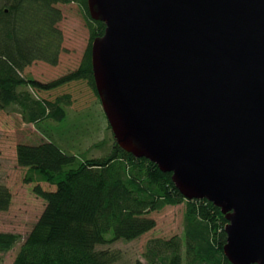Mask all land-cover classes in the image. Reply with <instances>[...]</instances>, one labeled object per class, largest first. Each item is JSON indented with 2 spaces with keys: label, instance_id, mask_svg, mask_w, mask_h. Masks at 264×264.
<instances>
[{
  "label": "water",
  "instance_id": "water-1",
  "mask_svg": "<svg viewBox=\"0 0 264 264\" xmlns=\"http://www.w3.org/2000/svg\"><path fill=\"white\" fill-rule=\"evenodd\" d=\"M87 2L119 146L221 208L231 264H264V0Z\"/></svg>",
  "mask_w": 264,
  "mask_h": 264
},
{
  "label": "trees",
  "instance_id": "trees-1",
  "mask_svg": "<svg viewBox=\"0 0 264 264\" xmlns=\"http://www.w3.org/2000/svg\"><path fill=\"white\" fill-rule=\"evenodd\" d=\"M68 3L80 6L91 39L77 68L42 82L26 72L40 61L59 63L63 13L57 5ZM105 27L91 17L87 0H0V110L12 109L35 125L62 121L71 95L50 100L33 91L79 80H85L100 101L91 45ZM113 138L111 151L99 158L69 153L51 138L18 144V164L29 169L25 180L36 184L33 190L46 205L11 264H119V251L98 246L139 238L156 224L150 213L182 203V233L148 240L142 253L145 261L136 264H231L224 253L228 220L221 208L207 199L188 200L171 172L135 157L119 146L114 134ZM40 182L56 188L45 190ZM11 204V190L0 182V210ZM19 240L16 233L0 234V250Z\"/></svg>",
  "mask_w": 264,
  "mask_h": 264
},
{
  "label": "rangeland",
  "instance_id": "rangeland-1",
  "mask_svg": "<svg viewBox=\"0 0 264 264\" xmlns=\"http://www.w3.org/2000/svg\"><path fill=\"white\" fill-rule=\"evenodd\" d=\"M63 18L59 22L62 31L61 55L57 65L40 61L26 72L37 80L49 82L78 67L90 42L91 35L80 6L77 3L57 5ZM33 93L39 98L54 100L57 96L70 94L72 104L66 106L62 121H51L35 125L25 122L18 112L0 110V182L11 190L12 204L8 210H0V234L16 233L20 240L15 247L0 250V264H11L20 245L42 214L46 200L36 195L35 183L25 180L28 167L18 164L19 143H39L51 138L63 150L87 158L106 156L114 141L106 115L99 99L85 80L72 81L49 91ZM68 169V167L66 168ZM65 174H62L64 176ZM45 190H54L51 182H40ZM185 204L166 206L154 211L149 217L155 226L139 238L119 239L99 248L119 251V264H136L145 261L142 253L151 238H169L183 231Z\"/></svg>",
  "mask_w": 264,
  "mask_h": 264
},
{
  "label": "clouds",
  "instance_id": "clouds-1",
  "mask_svg": "<svg viewBox=\"0 0 264 264\" xmlns=\"http://www.w3.org/2000/svg\"><path fill=\"white\" fill-rule=\"evenodd\" d=\"M101 101V100H100ZM104 111V110H103ZM105 113V112H104ZM108 125H109V122H108ZM110 126V125H109ZM112 130V129H111Z\"/></svg>",
  "mask_w": 264,
  "mask_h": 264
}]
</instances>
